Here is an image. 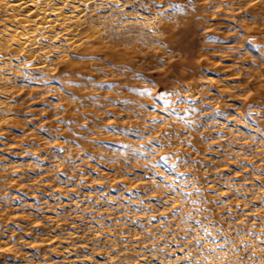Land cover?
I'll use <instances>...</instances> for the list:
<instances>
[{
	"label": "rangeland",
	"instance_id": "rangeland-1",
	"mask_svg": "<svg viewBox=\"0 0 264 264\" xmlns=\"http://www.w3.org/2000/svg\"><path fill=\"white\" fill-rule=\"evenodd\" d=\"M227 19L0 85V264H264V19Z\"/></svg>",
	"mask_w": 264,
	"mask_h": 264
},
{
	"label": "bare ground",
	"instance_id": "bare-ground-1",
	"mask_svg": "<svg viewBox=\"0 0 264 264\" xmlns=\"http://www.w3.org/2000/svg\"><path fill=\"white\" fill-rule=\"evenodd\" d=\"M221 15L233 29H248L247 15L264 19V0H0V85L18 76L22 66L43 80L60 77L61 67L74 80L83 76L85 65L116 68L129 57H144L141 50L152 42L167 45L166 34L196 30ZM137 29L148 40L123 46L122 38ZM11 91L0 92V129L10 120Z\"/></svg>",
	"mask_w": 264,
	"mask_h": 264
}]
</instances>
